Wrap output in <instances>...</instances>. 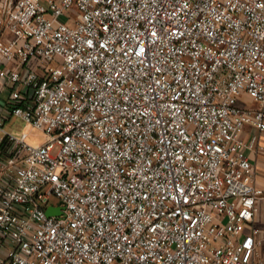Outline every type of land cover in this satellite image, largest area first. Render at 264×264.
<instances>
[{
	"label": "built area",
	"instance_id": "2783aa9c",
	"mask_svg": "<svg viewBox=\"0 0 264 264\" xmlns=\"http://www.w3.org/2000/svg\"><path fill=\"white\" fill-rule=\"evenodd\" d=\"M248 126L264 0H2L0 264H264Z\"/></svg>",
	"mask_w": 264,
	"mask_h": 264
},
{
	"label": "crops",
	"instance_id": "0c3cea01",
	"mask_svg": "<svg viewBox=\"0 0 264 264\" xmlns=\"http://www.w3.org/2000/svg\"><path fill=\"white\" fill-rule=\"evenodd\" d=\"M1 1L2 0H0V4ZM255 137H257V142L254 148L248 151V154L257 170L258 184L264 190V132H260L250 126L246 127L243 133V140L245 143L251 145ZM260 209L264 214V201L261 203Z\"/></svg>",
	"mask_w": 264,
	"mask_h": 264
},
{
	"label": "rangeland",
	"instance_id": "374dc122",
	"mask_svg": "<svg viewBox=\"0 0 264 264\" xmlns=\"http://www.w3.org/2000/svg\"><path fill=\"white\" fill-rule=\"evenodd\" d=\"M10 131H13L14 134H18V135H22L24 133H28L29 136L27 138V142L29 144H44L45 143V135L36 129H33L31 127H29L26 123L21 122V121H16V125L14 126V130H12L11 128L7 127ZM55 203H57V200H54ZM260 217L261 220L264 221V214L263 211L260 213Z\"/></svg>",
	"mask_w": 264,
	"mask_h": 264
},
{
	"label": "water",
	"instance_id": "95a60500",
	"mask_svg": "<svg viewBox=\"0 0 264 264\" xmlns=\"http://www.w3.org/2000/svg\"><path fill=\"white\" fill-rule=\"evenodd\" d=\"M46 214L48 217L52 216H60L62 214V208L61 207H48L46 210Z\"/></svg>",
	"mask_w": 264,
	"mask_h": 264
}]
</instances>
